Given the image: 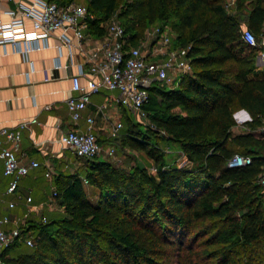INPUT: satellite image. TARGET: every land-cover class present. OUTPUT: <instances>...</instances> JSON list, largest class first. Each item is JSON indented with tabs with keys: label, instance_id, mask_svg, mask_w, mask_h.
Here are the masks:
<instances>
[{
	"label": "trees",
	"instance_id": "1",
	"mask_svg": "<svg viewBox=\"0 0 264 264\" xmlns=\"http://www.w3.org/2000/svg\"><path fill=\"white\" fill-rule=\"evenodd\" d=\"M64 1L86 5L87 31L96 36L115 15L132 45L147 26L171 20L172 43L189 47L192 71L177 84L148 88V124L121 107V146L143 152L154 172L78 158L77 171L54 180L61 212L30 226L34 245L15 243L1 255L11 264H264V186L257 180L264 132L256 130L264 123V68L255 65L261 47L247 43L243 29L264 37V0L229 7L226 0ZM240 108L257 133H231ZM164 140L196 167L168 166ZM236 153L250 155L251 163L227 166ZM85 185L98 190L95 201Z\"/></svg>",
	"mask_w": 264,
	"mask_h": 264
},
{
	"label": "built area",
	"instance_id": "2",
	"mask_svg": "<svg viewBox=\"0 0 264 264\" xmlns=\"http://www.w3.org/2000/svg\"><path fill=\"white\" fill-rule=\"evenodd\" d=\"M7 7H0V45L10 44L12 51L19 53L24 60H29L31 51L48 48L50 39L58 40L57 54L53 59V69L73 67L70 74L71 93L65 98L70 119L78 125L82 110L90 104V98L101 91H116L111 98L113 102L125 108L140 121L146 119L144 105L148 100V88L153 83L177 84L180 77L191 73L192 66L187 56L189 47H176L172 36L164 29L157 27L153 32H146L143 38L132 45L126 38L121 21L113 15L105 24V33L101 36L87 31L88 20L92 17L85 4L64 0H0ZM31 28L26 27V21ZM244 38L253 46H260L261 57H264V37L257 40L254 34L244 30ZM65 50V54L63 52ZM64 56V60L62 57ZM30 63H32L30 61ZM32 69V64H30ZM84 78L83 83L81 79ZM49 79L46 73L45 80ZM108 103L97 106L103 112ZM108 121L109 136L117 135L123 127L122 121ZM235 127L250 130L247 123L251 121L249 112L240 108L233 112ZM85 128L74 127L61 132L58 141L79 159H91L100 156L103 146L99 142L96 130V118L87 115ZM37 118L31 117L20 121L14 127L0 128V160L3 162V173L11 179L6 192L14 193L18 181L35 168L39 163L35 160L22 164L16 156L22 131L29 124L36 123ZM264 132L263 125L256 129ZM113 155L114 146L105 149ZM252 161L250 155L234 154L227 166L248 165ZM153 172L155 168H152ZM45 175L50 178V171ZM259 182L264 185V171L258 175ZM84 183L87 180L84 179ZM56 190L54 189L47 201L41 202L32 209V196L24 197L26 206L23 214L10 218L0 217V264H11L2 256L4 249L15 243L35 244L36 237L30 227L36 223H44L47 218L40 214L39 219L31 218L32 210H41L44 206L53 209ZM1 196V193H0ZM9 207L15 206L13 201ZM28 228L29 230H24Z\"/></svg>",
	"mask_w": 264,
	"mask_h": 264
},
{
	"label": "crops",
	"instance_id": "3",
	"mask_svg": "<svg viewBox=\"0 0 264 264\" xmlns=\"http://www.w3.org/2000/svg\"><path fill=\"white\" fill-rule=\"evenodd\" d=\"M0 7L5 8L7 4L1 2ZM26 27L31 28L29 20L26 21ZM57 44V38H51L50 46L31 51L28 61L13 52L10 44L0 45V128L14 127L22 120L36 117L37 122L29 124L22 131L16 156L25 165L32 160L39 163L19 179L14 193H8L6 189L11 178L4 175L3 162L0 160V217L8 215L14 218L23 214L26 209L24 197L27 195L32 196V209L47 200L52 194L53 185L52 182L47 184L49 179L45 175L46 171L68 174L79 169L80 160L58 141L61 132L74 127L84 129V118L92 114L96 118L95 133L103 146L109 139L108 121L104 119L103 112L111 117L110 120H117L115 117L121 112V107L111 99L112 94L101 91L91 96L90 104L82 110L78 125L75 126L65 104V98L71 93L70 74L75 69H53ZM63 52L65 54V50ZM46 73L49 75L48 80H45ZM81 81L84 83V78ZM105 102L108 107L102 112L97 106ZM11 201L15 203L12 208L8 205ZM48 211L49 208L44 206L41 210H32L30 216L36 219ZM7 255L12 254L8 252Z\"/></svg>",
	"mask_w": 264,
	"mask_h": 264
},
{
	"label": "rangeland",
	"instance_id": "4",
	"mask_svg": "<svg viewBox=\"0 0 264 264\" xmlns=\"http://www.w3.org/2000/svg\"><path fill=\"white\" fill-rule=\"evenodd\" d=\"M77 1H80V0H77ZM81 1H83V0H81ZM226 1H227V7L233 6L234 0H226ZM171 23H172L171 20L168 21V23H163V22H159V21L152 23L151 25L147 26V28L145 29L144 35L146 32H153L157 27H160L161 29H164V31H167L168 33H170V35L173 38L176 36V31L172 27ZM243 29H246V27L244 26ZM255 65L258 69L264 68V57H261L260 52H259V54H256ZM109 93L112 94V97H113L114 94L116 93V91H109ZM128 116H130V118H132L133 121L140 122L143 126L148 124L147 119H140V121H139L135 117V115H133L129 112H128ZM115 118L116 119L118 118L122 122L124 121L122 110H121L120 114ZM249 131H252V130L246 129L244 131L243 128L234 127L231 133L237 134V133H244V132H249ZM252 132L257 133L256 131H252ZM121 133H122V131H120L117 135L110 137L109 133L107 132L109 140L103 145L104 149L100 154V158H106L110 162H112L114 165L119 166V167H123V168H130L132 166H135L137 163L142 164V165L147 166L150 172H153L152 161L149 158H147L143 152L134 151L125 144L121 146V143H120ZM110 146H114V148H115L113 155H108L105 151V149L107 147H110ZM160 148L162 149V151L165 154L164 158H165V162L168 166H176L179 168H190V169L196 167L195 163H193L187 159V157L184 155L182 150H180V148L178 147L177 144H175L169 140H164V141H161ZM81 170H84V168L82 167L79 172H81ZM54 171L53 172L50 171V178L48 177L49 180H47V184H50L52 182V185H53L52 192L55 189V186H54L55 183H53V182L55 180V177L59 173V172L57 173V171H55V172ZM83 172L84 171H82L81 173H83ZM257 180L259 182V178ZM84 184H86V183H84ZM85 189H86V192H87L89 198L95 201L96 196L98 195V190L96 188L90 187L88 185H85ZM47 200H45V201H47ZM61 210H62V206L59 204V202L56 199H54V208L49 209V211L46 212L45 214L46 215L48 214V216H50L55 212H61ZM36 219L38 220L39 218H36ZM21 248H22V246L16 247V248L13 247L9 250V253L13 254L15 251L21 250Z\"/></svg>",
	"mask_w": 264,
	"mask_h": 264
}]
</instances>
